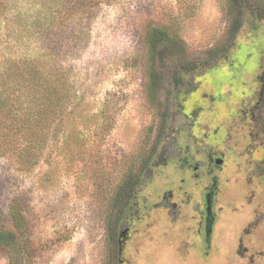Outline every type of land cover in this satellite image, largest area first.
<instances>
[{"label": "rangeland", "instance_id": "obj_1", "mask_svg": "<svg viewBox=\"0 0 264 264\" xmlns=\"http://www.w3.org/2000/svg\"><path fill=\"white\" fill-rule=\"evenodd\" d=\"M7 2V9L0 6V227L15 228L18 220L20 228L15 248L0 246V264H214L216 255L219 264H234V243L218 254L214 245L188 263L182 251L194 239L192 252L200 248L198 223L185 217L194 218L203 205L199 187L214 171L199 187L186 182L193 194L188 199L173 190V201L187 212L177 218L188 222L189 238L169 232L168 214L161 216L168 227L157 226L159 214L169 208V175L172 187L182 177L180 167L206 160L207 149H213L208 139L230 140L221 172L236 166L237 151L245 157V164L236 166L239 181L247 182L245 173L264 185V101L258 102L255 122L246 115L264 89V0H111L88 5L82 15L72 14L62 0ZM240 19L241 30L227 52L231 26ZM161 26L175 29L182 42L161 45L153 57L146 36ZM210 54L224 55L213 66L181 73L184 81L173 85V70ZM33 72L55 81L71 101L64 116L45 128V139L36 141L34 163L27 167L18 156L30 141L3 139V113L12 108L25 116L13 105L16 96L27 97L28 82L19 91L15 86ZM164 126L168 131L139 179ZM250 131L259 135L250 137ZM136 180L141 184L134 202L151 206L152 233L132 236L123 252L128 261L121 256L118 261L117 233L128 224L122 207ZM247 189L243 185V192ZM243 192L234 191L239 203L245 201ZM226 198L235 201L233 194ZM169 242L178 251L169 252Z\"/></svg>", "mask_w": 264, "mask_h": 264}, {"label": "flooded vegetation", "instance_id": "obj_2", "mask_svg": "<svg viewBox=\"0 0 264 264\" xmlns=\"http://www.w3.org/2000/svg\"><path fill=\"white\" fill-rule=\"evenodd\" d=\"M257 95L258 98L254 108H252L253 106L248 108L246 114L250 115L251 123L255 122L256 119V107L261 105V102L264 101V89L261 90L259 94L257 93ZM255 96L256 93L251 95L250 98H254ZM259 101H261L260 104L258 103ZM199 107L202 108L201 106ZM190 117H192V120L195 119V113L191 114ZM213 135L214 133L211 134L210 137ZM257 135L259 134L250 131V137L255 138ZM220 138L208 139V141H210V148L213 149H207L208 152H206L204 155L207 159L204 160L202 163L196 162L187 167L183 166L178 169L179 175L182 177H180L177 185L174 182V185L170 187L172 180L170 179L169 175V189L168 193L165 194L166 196L164 195L166 198L167 196H169V198L166 199L169 204V208L166 211L167 213L161 212L159 214L160 218L165 214L169 215V227L167 226L168 223H164L161 218L160 220L162 221L158 223L157 228L167 226L169 232H179L180 236L183 235L185 238H189L187 232L185 233V228L188 227V222L182 225V220L180 221V218H177V216H180V214L182 216V212L185 211L183 210L181 212L179 208L180 204H177L173 201V190H177L181 193V195L185 196V198L188 199L190 195L193 194L191 191L189 192L187 189L184 188L185 184H187L186 182L193 183L191 185L193 187H199V182L202 181V177L207 176L208 173L214 171L212 175H208V184H205L204 186L202 185V188L199 187V193L200 195L202 194L201 196L203 198V205L200 206L197 211L195 210V215H193L194 218L190 217L189 219V217H185V219H188L189 221L193 219L196 220V223H198V232H200V235H202V242L200 248L197 251L192 252L193 243L195 242V239L190 241V246L186 244L185 247H183L182 251L186 255V263L199 259V254L201 256L209 254V251L214 245L216 246L214 247L216 248L218 254L220 252H223V250H227L229 246L234 243L236 244V248L234 249L236 252L234 264H264V185L262 184L260 187V184L257 181H249V175L245 173L243 174L244 180L247 182L244 183L243 181H239L240 179L237 177V175L240 173L239 171L241 169L238 170L236 166L240 164H245V157L242 156L239 152L237 153V151L234 152V157L237 159L236 166H231L232 168H230V172L227 174L221 172L226 164L225 157L227 155V152L224 150V148L229 139ZM166 140L169 143V134ZM181 140L183 141V139ZM253 144L254 143L251 142L249 145L252 146ZM188 172H190V178L187 177ZM227 175L232 178L230 179L229 177H227ZM258 180H260V178ZM243 185L244 188H248L247 191L243 192ZM227 187L228 189H226ZM239 190L240 192H243L242 196H244L245 198L244 203H239L240 200L234 195V191ZM226 194H233V196L235 197V201H233L232 198H226ZM136 197L137 196H134V201ZM232 204L236 205L232 206ZM150 207L151 206H149L148 201H141V199H138L136 203L133 202L129 204L128 209L126 208L127 214L124 215V218L128 219L126 220V222H128L127 228L123 230L119 229L117 233L118 261L121 260L120 256L121 258L125 257L127 259V257L123 255V252L128 249L127 244L130 242L132 236L136 237L138 234L143 235V233H152L149 230V226H147L149 224L148 220L154 216ZM187 211L188 213L190 212L189 209ZM189 216H192V214H190ZM145 217H148V219L144 220ZM175 218L178 219L177 221H180L176 225V227L178 226L177 228L174 227V225H171L173 219ZM226 219L228 220V223L222 221ZM130 224H132V226H130ZM222 230L225 231L224 235H222L221 233ZM213 237H215L214 241ZM185 238L184 241H187V239ZM222 239L225 240L223 244L222 241H220ZM122 240H124V242ZM122 242L124 243L123 248ZM172 246L173 245H171V242H169V252L174 253L177 249L173 248ZM243 257H247V262H244L241 259ZM219 258L220 257H218V255L215 256L214 264H219Z\"/></svg>", "mask_w": 264, "mask_h": 264}, {"label": "trees", "instance_id": "obj_3", "mask_svg": "<svg viewBox=\"0 0 264 264\" xmlns=\"http://www.w3.org/2000/svg\"><path fill=\"white\" fill-rule=\"evenodd\" d=\"M8 0H0L1 8H8ZM64 4H66L70 9L72 14H86L88 5H98L103 2H110L111 0H62ZM0 8V9H1ZM243 24V20H237L234 25L231 26L232 32L229 44H227L226 51L229 52L232 46L235 44L237 39V34L241 30ZM178 44V42H182V38L178 35L175 29L169 30V28L165 26L161 27H153L149 30L146 36L147 47L150 51V54L154 57L157 49L161 45L169 46L171 43ZM225 52V53H227ZM224 53V54H225ZM222 55H213L210 54L209 57L203 58L200 62L191 63V67H183L180 70H173L172 75V83L173 85H178L184 81L181 73L196 71L199 68H206L216 64L217 60L223 56ZM192 70V71H191ZM47 78V77H46ZM155 78L152 77L151 84L148 86V92L150 97L155 98ZM28 82V86L25 87L26 90L23 91V94L27 97L25 99H20L23 95H18L15 97L16 103L14 106V111L23 112L25 116L15 115V112H12V108L7 112L4 111V119L5 123L3 125L4 133L2 134L3 139H28L30 142H27L25 146H22V149L19 152V160L23 165L27 167L33 162L36 154L34 152V146L38 139H45L47 135H45L44 130L48 129L53 120H58V118H62L64 116L63 112L69 108L71 98L66 97L64 93V89H59V86L53 81V85L50 84V79L47 78V81L44 77L40 75L37 76L36 73H32L29 79H19L16 81V89L19 91V87L26 86V82ZM15 83V82H14ZM13 83V86H14ZM52 83V82H51ZM24 88V89H25ZM57 88V89H56ZM62 91V92H61ZM69 93L68 90H65ZM15 96V95H14ZM1 100V99H0ZM3 102V101H2ZM0 102V106L2 105ZM2 108V106L0 107ZM169 113L165 116V125L168 122ZM46 128V129H45ZM168 131L163 127L158 133L157 142L155 144V149L151 153H149V157H147L140 166V171L138 174V178L145 174L150 162H153L155 158V153L159 144L162 141V137ZM34 139V141H32ZM27 140V141H28ZM34 163V162H33ZM141 184L140 180H136L133 182L130 191L127 196V200L122 207V211L128 208V205L134 202V196H136L137 190ZM16 223V222H15ZM20 222L17 220V227L9 228L6 226L0 227V246L1 245H13L15 248L17 244V232L16 229ZM11 243V244H10Z\"/></svg>", "mask_w": 264, "mask_h": 264}]
</instances>
